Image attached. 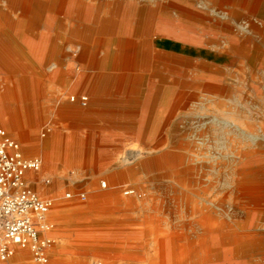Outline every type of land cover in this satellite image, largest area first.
Instances as JSON below:
<instances>
[{"label": "rangeland", "instance_id": "374dc122", "mask_svg": "<svg viewBox=\"0 0 264 264\" xmlns=\"http://www.w3.org/2000/svg\"><path fill=\"white\" fill-rule=\"evenodd\" d=\"M15 2L0 0V20L32 27L20 47L0 39V128L41 160L26 179L55 200L39 235L50 264H264V0H132L153 18L133 20L152 43L135 47L104 30L126 1ZM62 8L110 19L60 37L54 66L38 45ZM133 57L129 92L89 109L90 91H121ZM0 264L36 261L14 246Z\"/></svg>", "mask_w": 264, "mask_h": 264}, {"label": "built area", "instance_id": "2783aa9c", "mask_svg": "<svg viewBox=\"0 0 264 264\" xmlns=\"http://www.w3.org/2000/svg\"><path fill=\"white\" fill-rule=\"evenodd\" d=\"M40 167L41 160L26 159L20 141L0 128V262H8L17 246L31 249L36 264H50L51 241L39 235L40 228L50 227L45 219L55 200L42 197L26 179Z\"/></svg>", "mask_w": 264, "mask_h": 264}, {"label": "crops", "instance_id": "0c3cea01", "mask_svg": "<svg viewBox=\"0 0 264 264\" xmlns=\"http://www.w3.org/2000/svg\"><path fill=\"white\" fill-rule=\"evenodd\" d=\"M123 1H126V3L129 4V5H135L136 6V4L134 2H132V0H122V2ZM60 3L64 5L66 2L62 1ZM64 9L65 8H62L63 12L59 11L58 14L59 15L60 14H66V15H68V17H67L68 19L60 18L59 15H58L57 20L59 22H58L57 28H55V35L54 36L52 35L54 37L53 38L54 42L50 43V44H47L46 48L45 47L43 48V45H38V46H40L41 49H44V50L46 49V51L51 53L49 55V57H48L47 63L51 64V65H54V66H56L58 64V62H56V60H55V55H54L55 52H57V51H65L66 50L65 46L62 47V46L59 45V40H61L60 37H64L65 35H69L70 30H72V29H77V30H80V31H81V29H85L87 27V25H86L85 22H82V21H85L88 18L93 19V21H94L93 23H91L89 25L91 27V29H93L94 31L102 32L103 28H104L103 23H100L99 26H98V24L96 23L97 20L110 19L109 17L102 16L101 12H99V14L97 16L92 18L91 16L89 17L87 14L86 15H81V13H79L78 11H75L72 14V12H66ZM136 9H137V7H136ZM127 10L128 11L125 12L126 16H123V15L120 14V15H117L116 17H113V19L115 20L114 28H113L114 29L113 30L114 38L117 41H119L120 44L125 45L126 47H135L136 45H139V44L144 45L146 43L152 44L151 41H148V42L139 41V38H142L144 36H150L149 31L140 30L141 27H140L139 23H138L137 26H133L132 25L133 20L136 19V18L139 19V21H143V22H145V21L147 22V21L153 19L152 16L150 15V12L148 11L146 13H142L141 15H139L140 12L138 10L135 11V12L132 11L130 8H128ZM80 12H81V10H80ZM54 13H56V12H54ZM76 17H78V18L76 19ZM123 20H126V21H123ZM98 27H99V29H98ZM104 30H108V29H104ZM137 39H138V41L140 43H137ZM64 44L66 45L65 42H64ZM159 45H163V44L159 43ZM5 49H6V46L0 44V53L2 51H4ZM0 57H1V54H0ZM132 60L133 61L131 63H127L125 65L126 68L123 67V69H127L126 74H123L122 76H120V79H118V81L116 82L118 85H125V86H121L120 87L121 91H119V90L118 91H114V92L104 91V90L96 91V92H91L90 91L91 96H93V99L95 101L92 104V106L89 107V109H105V108H109L107 105L103 104L102 102H99L98 98H102L104 96L112 95V94H115V93L116 94H123V93L129 92V90H130L129 85L131 83V75L128 72V70L134 69L135 63H136L135 62V60H136L135 57H133ZM0 65H2L1 59H0ZM65 71L64 70L60 71V73H58L57 76H59L60 78L63 79L65 77V74H66ZM54 73H55V71H54ZM43 92L45 93L44 94L45 96L48 93L46 90L43 91ZM84 106H87V105H84ZM86 108L81 107V106H78L77 108L71 106V109H77V110H82V109L85 110ZM28 146H30V145H28ZM32 148L37 150V151H42L41 150V146L38 145V144H35ZM48 149L49 148H47V150ZM50 154L51 153L48 151L47 155H48L49 158H51ZM154 261H155V258H151L149 260L150 264H155Z\"/></svg>", "mask_w": 264, "mask_h": 264}, {"label": "bare ground", "instance_id": "6f19581e", "mask_svg": "<svg viewBox=\"0 0 264 264\" xmlns=\"http://www.w3.org/2000/svg\"><path fill=\"white\" fill-rule=\"evenodd\" d=\"M8 2V4L11 6V10L14 11L15 10V0H6ZM59 1V0H58ZM68 1V0H67ZM79 1V0H78ZM5 2V1H4ZM73 2V1H72ZM117 3V2H116ZM115 4V3H114ZM81 4H79L78 6H80ZM128 8H130L132 11L134 10V8H136L135 5H128ZM127 8V9H128ZM147 9V8H146ZM65 10V9H64ZM9 11V10H7ZM6 11V12H7ZM77 11V10H76ZM63 12V11H62ZM74 12V10H73ZM18 13V12H17ZM58 13V12H57ZM80 13V12H79ZM146 13V12H145ZM11 15V14H10ZM59 15V14H58ZM77 15V14H76ZM79 15V14H78ZM141 15V14H140ZM2 16V15H1ZM144 16V15H143ZM58 17V16H57ZM78 17H76L77 19ZM11 18L8 17V16H4L3 15V21L0 20V39L3 38V41L4 40H8L10 42V45L11 46H15V47H20V45L22 44V37H23V33L25 30H27L28 32H30L31 30V27H32V24L31 23H25V24H19L17 22H14L12 20H10ZM57 20V19H56ZM73 21V20H72ZM79 21V20H78ZM108 20H106V23H107ZM2 22H5L4 24H7L8 26V31H4L3 29L5 28L4 27V24ZM81 22V21H80ZM83 22V21H82ZM144 23V22H143ZM142 24V23H141ZM66 27V26H65ZM114 28V23L113 24H110V25H107L105 27V29H113ZM107 31V30H106ZM43 33V32H42ZM27 36V35H26ZM43 37V36H42ZM41 37V38H42ZM66 37V36H65ZM40 38V37H39ZM106 38V37H105ZM107 39V38H106ZM46 40V39H45ZM44 40V41H45ZM7 41V42H8ZM43 41V40H42ZM2 42V41H1ZM24 42L26 44H28V46H31V45H34V41H31L30 39L28 40L27 38L24 39ZM44 46V44H43ZM34 47V46H33ZM44 48V47H43ZM36 49V48H35ZM46 50V49H45ZM44 52V50L42 51ZM44 57V56H43ZM60 57V56H59ZM105 60V59H104ZM59 62V61H58ZM105 62V61H104ZM106 64V63H104ZM101 68V67H100ZM100 71V70H99ZM133 71V70H132ZM92 75V74H91ZM90 79V78H89ZM20 90V89H19ZM16 91V90H15ZM25 91V90H24ZM31 91V89H30ZM26 94V93H25ZM8 98V97H7ZM5 101V100H4ZM7 104V103H6ZM8 105V104H7ZM9 107V106H8ZM8 109V108H7ZM21 113V112H20ZM11 114V113H10ZM11 116V115H10ZM12 120V119H11ZM24 140H28V136L25 135L24 137ZM188 162V161H187ZM186 162V163H187ZM188 172V171H187ZM176 174V173H175ZM178 178V177H177ZM188 178V177H187ZM181 182V181H180ZM187 183V182H186ZM102 186L103 187H106V183H102ZM240 189V188H239ZM130 192H127L126 194H129ZM207 225V224H206ZM208 226V225H207ZM213 227V226H211ZM216 228V227H215ZM218 229V228H217ZM214 230V229H213ZM215 232V231H214ZM217 235V234H216ZM234 235V234H233ZM210 236V235H209ZM234 238V237H233ZM210 241H205V243H208ZM214 243V240L212 242V244ZM223 245V244H222ZM235 249V248H234ZM230 253V250L229 249H224V255L225 257L228 256V254ZM238 253V252H237ZM241 253V252H240ZM236 254V253H235ZM240 255V254H239ZM237 256V255H236ZM241 259V258H240Z\"/></svg>", "mask_w": 264, "mask_h": 264}]
</instances>
